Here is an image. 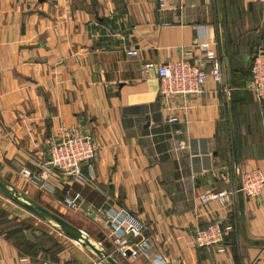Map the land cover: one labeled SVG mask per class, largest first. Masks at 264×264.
<instances>
[{"label":"crops","instance_id":"1","mask_svg":"<svg viewBox=\"0 0 264 264\" xmlns=\"http://www.w3.org/2000/svg\"><path fill=\"white\" fill-rule=\"evenodd\" d=\"M201 26L210 28L224 83L175 97L168 111L155 67L195 63ZM259 50L264 0H174L163 10L153 0H0V179L16 197L40 195L55 213L90 222L84 226L93 238L59 217L93 244L106 229L97 208L136 215L147 226L150 257L160 261L110 255L117 264H264V188L226 205L198 201L208 191L238 189L247 169L264 172V102L254 100L248 76ZM169 114L176 122L167 123ZM80 126L98 151L88 184L70 186L81 198L73 212L64 205L67 188L42 192L19 174L45 159L48 143ZM216 220L231 225L227 239L195 248V230ZM28 243L21 249L0 231V264L24 256L105 264L102 256L113 250L105 242L95 247L101 255L90 256L64 242L51 259L34 239Z\"/></svg>","mask_w":264,"mask_h":264},{"label":"built area","instance_id":"2","mask_svg":"<svg viewBox=\"0 0 264 264\" xmlns=\"http://www.w3.org/2000/svg\"><path fill=\"white\" fill-rule=\"evenodd\" d=\"M160 10L173 8L174 0H153ZM198 41L196 44L198 58L195 63L185 59L160 64L155 67L159 82L161 104L170 111L171 102L175 97H187L200 94L208 82L217 85L224 83L223 63L212 48L213 42L208 38V26L197 27ZM148 71L142 66L141 73ZM250 91L255 101L264 102V50L257 51L252 59L249 70ZM167 123L176 122V117L169 114ZM185 144L179 143V149H185ZM98 151L97 141L86 126L67 131L65 137L57 142L48 143L46 157L36 164L34 170L22 169L20 178L26 180L39 191L56 194L65 188L64 205L70 211H77L80 205L79 194L71 195L72 184L86 185L92 176V163ZM86 169L87 174H83ZM264 188V172L258 168L244 171L240 178V187L235 190L220 192H205L198 197L200 205L218 201L222 205L230 203L241 192L243 197L255 198ZM97 191L104 196L100 189ZM96 212L106 223L102 239L94 243V247L102 249L107 242L112 247L110 255L121 258L137 259L143 257L152 263L160 261L159 257L151 258L149 250L152 241L146 235L147 226L136 215L127 210L112 211L97 208ZM230 224L216 220L204 228L195 230L192 245L197 249L220 247L229 236ZM82 238L89 237L82 233ZM15 264H57L48 258L41 257L32 261L28 257H20Z\"/></svg>","mask_w":264,"mask_h":264},{"label":"rangeland","instance_id":"3","mask_svg":"<svg viewBox=\"0 0 264 264\" xmlns=\"http://www.w3.org/2000/svg\"><path fill=\"white\" fill-rule=\"evenodd\" d=\"M0 195V231L6 234V236L14 240L15 244L21 249H26L29 245L28 239H34L36 247L41 249H48L47 254L49 258H53L56 252L63 249L64 242L68 245V248L81 249L93 255L90 249L83 248L81 245L74 242L71 238L67 237L53 221L48 219H41L30 213L18 208L12 202L2 199ZM21 202L28 203L41 210L52 212L55 216L70 220L75 226L84 231L90 238H93L91 230H89L90 222L77 221L71 215H61L55 213L47 202L40 196L34 195L31 197L17 196ZM82 223V224H81ZM82 235V234H81ZM83 236V235H82ZM92 240V239H91ZM89 241L94 247L93 240ZM105 264H109L106 260H103Z\"/></svg>","mask_w":264,"mask_h":264},{"label":"water","instance_id":"4","mask_svg":"<svg viewBox=\"0 0 264 264\" xmlns=\"http://www.w3.org/2000/svg\"><path fill=\"white\" fill-rule=\"evenodd\" d=\"M235 160H236V157H235ZM239 187H238V189H239ZM15 194H16L15 188L12 185H10L9 183L4 182L0 179V195H2L5 199L12 202L14 205L21 208L22 210L30 213L31 215H34V216L39 217L41 219H48L50 221H53L57 226L60 227L61 231L67 237L71 238L74 242L81 245L83 248L90 249L92 252L96 253L97 255H101V254H99L100 252L89 243V241L82 238L81 232L79 230L68 225L62 219L55 216L52 212H49L46 210H41V209L36 208V207H34L28 203L21 202L16 197ZM238 196H239V199L242 200L243 195L241 192H238ZM102 259L106 260L109 264H117V262L115 260L111 259L108 255H103Z\"/></svg>","mask_w":264,"mask_h":264},{"label":"trees","instance_id":"5","mask_svg":"<svg viewBox=\"0 0 264 264\" xmlns=\"http://www.w3.org/2000/svg\"><path fill=\"white\" fill-rule=\"evenodd\" d=\"M253 57V56H252ZM250 64H251V62H250ZM249 70H250V66H249ZM249 76V75H248Z\"/></svg>","mask_w":264,"mask_h":264}]
</instances>
